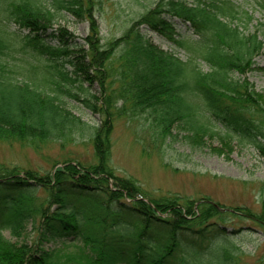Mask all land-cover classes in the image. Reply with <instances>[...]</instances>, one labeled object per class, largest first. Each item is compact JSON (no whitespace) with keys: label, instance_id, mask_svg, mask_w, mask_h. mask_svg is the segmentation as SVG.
Returning a JSON list of instances; mask_svg holds the SVG:
<instances>
[{"label":"trees","instance_id":"1","mask_svg":"<svg viewBox=\"0 0 264 264\" xmlns=\"http://www.w3.org/2000/svg\"><path fill=\"white\" fill-rule=\"evenodd\" d=\"M255 1L264 11V0ZM96 5L0 0V141L38 147L82 136L84 127L96 159L66 158L45 172L0 164V264H237L232 237L245 221L264 233V192L258 211L208 195L153 194L115 171L112 134L119 119L143 120L157 139L181 131L203 146L218 138L222 147L210 146L217 154L230 153L236 139L264 156V91L246 76L264 74L255 66L264 41L246 33L251 15L229 0H155L103 43ZM65 13L88 21L82 43L66 27L54 28ZM177 21L192 34L180 33ZM143 28L188 56L159 47ZM85 84L97 85L98 94L80 97ZM67 97L99 124L75 115Z\"/></svg>","mask_w":264,"mask_h":264},{"label":"rangeland","instance_id":"2","mask_svg":"<svg viewBox=\"0 0 264 264\" xmlns=\"http://www.w3.org/2000/svg\"><path fill=\"white\" fill-rule=\"evenodd\" d=\"M96 16L100 25L102 42L120 36L130 22L150 8L155 0H95ZM192 2L193 0H189ZM246 9L252 20L246 25L247 32H258L264 41V11L255 0H229ZM245 20L238 22L241 27ZM66 27L77 41L89 32L87 20L78 19L65 13L54 28ZM15 28V27H14ZM177 29L186 35L192 30L177 21ZM148 35L159 47L173 52L184 59L187 51L178 47L161 35L149 31ZM257 67L264 68V54L256 57ZM204 70L208 65L202 62ZM259 91H264V74L258 69L246 75ZM86 91H80V97L89 93L98 94L97 85L85 84ZM76 90V89H75ZM77 91V90H76ZM66 106L88 125L99 124V116L92 113L80 101L71 97L64 98ZM143 120L132 122L119 119L112 134V163L115 171L123 176L135 178L144 188L153 194L177 193L198 197L208 195L219 200L227 207L247 205L254 210L260 209V198L264 192V156L251 144L232 142V151L217 154L211 147H222L218 138L204 139L206 145L198 146L184 139L185 132L174 131L167 140L157 137L144 129ZM80 134H73L72 140L47 141L35 145L16 140L0 141V164L18 165L40 172L53 169L54 163L68 158H80L83 162H96L89 131L82 127ZM243 231L233 235L232 239L240 247L237 264H254L264 256V233L251 221H245ZM7 238L16 241L8 231Z\"/></svg>","mask_w":264,"mask_h":264}]
</instances>
